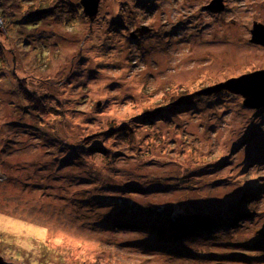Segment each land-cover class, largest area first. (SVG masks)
I'll use <instances>...</instances> for the list:
<instances>
[{"label": "rangeland", "instance_id": "374dc122", "mask_svg": "<svg viewBox=\"0 0 264 264\" xmlns=\"http://www.w3.org/2000/svg\"><path fill=\"white\" fill-rule=\"evenodd\" d=\"M58 1L54 14L21 20L33 29L0 35L8 59L0 65V256L14 264H264V106L244 107L227 91L196 94L264 69V47L251 42L264 0H223L217 14L206 8L211 0H100L92 22L80 0ZM20 80L29 92L65 98V116L51 100L56 115L39 118ZM187 95L199 99L173 109ZM154 108L162 114L141 116ZM117 127L133 137H90ZM86 137L104 153L87 150ZM243 192L253 196L238 205L239 220L247 217L237 228L167 238L168 214L215 203L224 211Z\"/></svg>", "mask_w": 264, "mask_h": 264}, {"label": "trees", "instance_id": "16d2710c", "mask_svg": "<svg viewBox=\"0 0 264 264\" xmlns=\"http://www.w3.org/2000/svg\"><path fill=\"white\" fill-rule=\"evenodd\" d=\"M55 3L49 5H41V6H36V4H29L27 2H24V0H0V22L2 24V29L0 32V35H5V33H9L8 29L13 28L17 30L19 33H21L23 30H31L33 29L32 25L26 26V24H22L21 20L25 19L26 16L33 15V16H40V15H52L54 14L53 8L58 6L60 1L54 0ZM24 16V17H22ZM15 17H22L21 19H17ZM92 22V21H90ZM6 36V35H5ZM24 43L21 44V46H25V48H29L33 45L32 42H29L28 40L24 39ZM1 45L3 43L0 42ZM11 51L9 50L8 53ZM9 61L14 63V60L9 59ZM5 62L6 64L8 63V59H5L4 55V50L0 48V65L1 63ZM56 86L58 87L62 82H56ZM18 90L20 94L23 96L24 101L27 103V107L31 108L32 112H35V114L39 118H44V117H52L53 115L56 114H51V112L48 111V106L47 104L49 101L53 100L55 102V108L54 111L58 114H60V117L63 118L65 116V106H64V101H66L65 98L62 97V100L56 99L55 97L48 96L47 93H42L39 94L37 92H29L26 89V86L24 85V81L20 80L18 82ZM46 92V91H45ZM217 94H222V95H227V92H218ZM207 98V97H205ZM210 98V97H209ZM65 99V100H64ZM193 99H199V97H195L194 95H187V96H178L175 101L172 102V104L177 103L174 105L175 109L178 105L181 104H186L189 101ZM171 103L169 104V106ZM51 106V105H50ZM162 114L160 108H154L152 110H148L144 112L141 116L144 117L145 119H152L153 117L156 118L157 115ZM58 117V118H60ZM66 124L68 123L67 120H64ZM123 134V135H131L133 137V132L131 127H117V128H111L108 131H103L98 134L91 135L90 137L94 138L96 136H101L104 137L106 135H113V134ZM116 135V136H117ZM90 138H85L86 143L84 145H89V140ZM90 141V140H89ZM83 147V146H82ZM83 149H86L84 146ZM89 151L93 152H98L100 149H95L94 147L89 145V148H87ZM264 151V149H263ZM101 154L104 153V151H100ZM261 155V154H260ZM259 155V156H260ZM255 156V155H254ZM258 156V157H259ZM241 198L238 200L239 203H230V205L226 206L223 210L216 209L218 203L215 204H209L208 207H199L198 209L200 211H184L180 213H170V215L166 219V233H167V238L173 242L180 241L185 238H192L194 236H197L198 234H206L207 236H210L208 234L209 231L215 230V229H224L227 228L228 226L235 229L239 226V223L244 220L247 217V213L244 216L242 220H239V217H241L240 213L238 214L239 207L238 205L246 201V199H250L252 196H243L242 194L240 195ZM239 196V197H240ZM254 196H256L254 194ZM238 197V198H239ZM248 197V198H247ZM243 200V201H242ZM245 202L243 203V205ZM220 211V213H219ZM222 231V230H221ZM159 237L161 239H164L165 236L163 235V232L160 231Z\"/></svg>", "mask_w": 264, "mask_h": 264}, {"label": "water", "instance_id": "95a60500", "mask_svg": "<svg viewBox=\"0 0 264 264\" xmlns=\"http://www.w3.org/2000/svg\"><path fill=\"white\" fill-rule=\"evenodd\" d=\"M100 0H80L84 14L93 21L98 12ZM208 11L217 14L224 10L223 0H211L206 6ZM148 28H143L147 31ZM251 42L264 47V26L254 22L251 30ZM133 36V35H131ZM227 91L228 93L242 97L244 107L259 109L264 106V69L242 74L238 77H231L222 82L202 88L196 92L197 95H212L214 93ZM0 264H14L5 261L0 256Z\"/></svg>", "mask_w": 264, "mask_h": 264}, {"label": "flooded vegetation", "instance_id": "af4514ba", "mask_svg": "<svg viewBox=\"0 0 264 264\" xmlns=\"http://www.w3.org/2000/svg\"><path fill=\"white\" fill-rule=\"evenodd\" d=\"M224 4V3H223ZM224 6H225V4H224ZM224 9H225V7H224ZM264 26V25H263Z\"/></svg>", "mask_w": 264, "mask_h": 264}]
</instances>
